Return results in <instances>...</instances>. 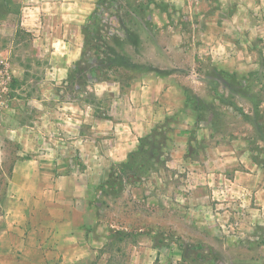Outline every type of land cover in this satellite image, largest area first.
Masks as SVG:
<instances>
[{
    "label": "crops",
    "instance_id": "0c3cea01",
    "mask_svg": "<svg viewBox=\"0 0 264 264\" xmlns=\"http://www.w3.org/2000/svg\"><path fill=\"white\" fill-rule=\"evenodd\" d=\"M99 1L0 0V66L6 64L11 79L20 80L16 86L2 84L0 102V155L11 163L10 170L0 169L5 177L0 264H117L109 247L119 230L130 239L129 264H153L157 257L162 263L164 251L172 248L180 254L175 264L181 260L176 243L156 245L157 230L147 226L151 221L134 227L140 212L125 220L123 205L114 210L115 217L107 215L110 201L103 196L112 168L125 163L155 129L168 128L160 156L164 165L124 191L146 199L147 209L169 208L170 217L160 222L174 224L186 240L212 241L219 225L230 227L239 219L238 230L228 235L232 245L223 249L231 256L238 254L234 248L249 254L247 245L264 239V149L252 137L257 127L264 128L262 120H245L246 131L234 135L208 119L191 141L198 109L188 102L186 80L173 72L147 71L130 80L111 79L108 73L86 86L96 102L57 99V86L68 84L82 58L84 26ZM262 1L255 25L264 38ZM239 6L221 23L241 27L240 40L234 43L218 28L201 50L210 54L205 59L210 68L202 75L209 82L216 77L211 68L245 75L252 64L244 29L251 20L249 0ZM27 47L31 55L20 50ZM259 85L264 98V76ZM258 109L264 112V99ZM172 188L176 203L165 199Z\"/></svg>",
    "mask_w": 264,
    "mask_h": 264
},
{
    "label": "rangeland",
    "instance_id": "374dc122",
    "mask_svg": "<svg viewBox=\"0 0 264 264\" xmlns=\"http://www.w3.org/2000/svg\"><path fill=\"white\" fill-rule=\"evenodd\" d=\"M239 2L241 0H112L103 8L104 12L101 17L103 18L101 25L102 42L107 43L112 50V55L115 56L116 53L121 52L125 55V58L119 61L120 64H123L120 68L109 71V77L111 79L126 78L130 80L136 79L143 72L148 71L159 75L173 72L184 78L187 94L190 97L189 103L198 109L197 125L195 124L191 131V141L198 138L197 135H199V129L201 128L200 123L205 124L208 119L215 126L217 124L220 131H232L234 135L246 131L243 122L249 118H253L256 122L261 120L264 122V112H260V108L258 109L261 99H264L259 90V84L264 76V38L261 35V30L255 25L259 20V15L255 14V9L263 7L262 0H249L250 8L248 9L251 13V20L246 22L247 27L244 29L248 30L245 34L247 35V47L252 64L249 66L247 74L241 75L237 71L230 72L225 68L216 70L211 68V72L216 76L215 78L209 82L208 78L202 76L203 74L207 75V70L210 68L208 67V60H205L208 59L207 57L210 54L201 51L204 46L209 45L207 43L211 39L210 31L218 33L219 28L220 32L227 35V37H231L234 43L236 39L242 36L241 27L221 23V20L228 19L227 15H231V17L236 15V12L240 9ZM257 11L259 10L257 9ZM28 38V35L22 36L23 40L27 39L26 41H29ZM247 47H245L246 51ZM15 50H18V48L15 47ZM20 50H23L26 55H31L33 52L31 47ZM20 53L21 51H19ZM13 57H16V55H13ZM19 83L20 80L16 77H13L10 81L13 86ZM70 83L57 86L59 90V98L57 99L59 101L66 98H81L90 102L97 101L95 96L85 93L86 86L81 87L78 84L71 86ZM46 103L47 105L44 106H49L50 103ZM220 105L225 106V108ZM248 108L250 113L246 111ZM186 114V116H189V111ZM260 124L263 125V123ZM167 131L165 132L163 129V131L158 132L160 133L157 135L159 142L164 141ZM252 134L255 146L263 145L262 149H264V128L257 127L256 132H252ZM261 138L262 142H259ZM204 145L202 144V147ZM10 147L13 149L12 145ZM164 161L160 158L156 159V164L149 174L151 175L159 170L164 165ZM10 166V161L6 163L0 155V169L2 167L7 171L10 170ZM146 177H142L139 181H143ZM4 183L5 177L1 176L0 172V187ZM128 186L130 185L127 184V188ZM232 187L233 185H230L228 188ZM1 190L0 232L4 228L3 218H1L4 214L2 212ZM106 190L107 192L103 196L113 204H108L110 210L106 214L115 217L114 210L123 205L125 208L121 210L120 215L125 220L130 214L140 212L141 219H137L134 227L142 226L143 220L151 221V225L148 222L147 226L155 229V231L157 230V246L162 245L171 248L175 247L173 243H176L180 248V239L190 245H198L199 243L205 245V249L202 250L195 249L194 246H187L184 248V254L182 251L181 260L178 259L176 264H249L251 261L255 264H264V252L262 250L264 246L261 245L264 243V239L262 238L252 243L251 246L247 245L250 249L249 254H242L239 248H234L235 252L238 251L237 255L231 256L225 253L223 248L232 245L228 235H232L238 230L239 219H234V223L230 227L227 226L228 224L226 226L219 225L220 229H217L219 236L212 235L214 239L212 241L199 240L193 236L186 240L178 234L174 224L160 222L162 218L170 217L169 208L162 209L159 204H154L155 206L152 209L150 207L147 209L145 206L146 199L142 197L135 199L127 190H119V188L115 190L106 188ZM168 196L170 197L165 198L168 202H177V196L173 188ZM219 196H223V193L217 195V197ZM131 200L135 201L130 209ZM241 212H238V217L242 216ZM164 220L167 221L168 218ZM113 235L116 240L109 247L114 253L113 260L117 264H129L130 239L127 237V232L119 230L115 231ZM237 244L239 245V243ZM179 256L180 254L176 251V248L167 249V252L164 251L162 263L175 264V260ZM233 258L235 259L233 260ZM162 263L157 257L153 264Z\"/></svg>",
    "mask_w": 264,
    "mask_h": 264
},
{
    "label": "trees",
    "instance_id": "16d2710c",
    "mask_svg": "<svg viewBox=\"0 0 264 264\" xmlns=\"http://www.w3.org/2000/svg\"><path fill=\"white\" fill-rule=\"evenodd\" d=\"M112 0H100L96 10L88 18L84 26L85 43L83 47V55L79 62L72 68L69 73L68 82L70 84H78L79 86H87L105 77L109 71L120 68L123 64L119 63L125 58L121 52L112 55V50L107 43L102 42V13L106 4ZM115 53V52H114ZM191 91H193L191 89ZM187 94V88H186ZM189 95L187 99L189 102ZM163 129H155L153 133L142 139L139 149L129 155L125 163L116 165L112 168L111 174L106 181L108 189H123L127 184H135L142 177H146L156 164L155 160L160 158L164 141H158L157 135ZM165 131V130H164ZM179 246L183 249L187 246H194L195 249H205V245H190L180 239ZM200 255V254H199Z\"/></svg>",
    "mask_w": 264,
    "mask_h": 264
},
{
    "label": "built area",
    "instance_id": "2783aa9c",
    "mask_svg": "<svg viewBox=\"0 0 264 264\" xmlns=\"http://www.w3.org/2000/svg\"><path fill=\"white\" fill-rule=\"evenodd\" d=\"M5 77L7 79H5ZM6 81L10 82L11 81V76H10L8 70H7V65L5 64L4 67L0 66V102H1L2 94L4 92L2 84H5Z\"/></svg>",
    "mask_w": 264,
    "mask_h": 264
}]
</instances>
